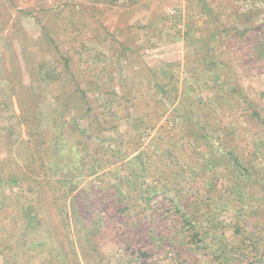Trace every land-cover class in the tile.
I'll return each instance as SVG.
<instances>
[{"label":"trees","instance_id":"obj_1","mask_svg":"<svg viewBox=\"0 0 264 264\" xmlns=\"http://www.w3.org/2000/svg\"><path fill=\"white\" fill-rule=\"evenodd\" d=\"M98 1L111 5L121 1L131 7L127 13L136 7L149 6L148 1L142 0ZM215 1L219 0H187L189 8H201L207 25H185L183 65L186 75L181 82L168 80L164 76L165 68L161 72L140 64L133 68L134 83L127 78L119 81L117 93L105 88L92 76L89 66L82 65L70 54L69 48L65 49L86 29L85 22L75 13L78 4L64 0L54 10L37 4L18 8L17 15L10 21L0 2V187L27 185L34 195L32 210L42 223L40 229L47 235L42 244H35L27 232L19 233L18 226L10 227L7 234L0 236V264H81L76 247L81 252L91 251L101 256L98 244L105 232L123 247L124 253L140 260L152 257L162 264H228L231 256L227 259L218 254L214 242L209 244L206 240L209 231L219 227L212 217L214 211L209 208L210 199L203 201L204 221L199 209L187 204L181 209L170 197L152 204L151 192L139 195L115 179L104 183L107 174L115 178L116 174L128 170L129 165H118L115 161L133 155L139 173L165 179V185L170 186L168 171L171 168L167 157L190 166V155L209 152L204 149V145L210 149L213 144L205 128L208 120L200 113L192 114L200 108L195 83L220 80L226 74L214 41L226 39L229 30L226 23H215L220 22V14L225 11L222 4L228 3L219 1L215 10L211 6ZM252 9L251 17L261 12L257 5ZM233 13L236 10L228 11L230 20ZM242 14L248 22L247 14ZM23 16L33 19L36 34L29 33L22 25ZM236 23L234 21L232 27L237 38L251 29L244 25L238 30ZM74 28L76 34H73ZM225 41L227 43L228 39ZM262 45L260 37H253L245 57L249 56V61L264 58ZM171 85L174 87L168 90ZM222 89L215 92L219 106L230 99L245 97L241 92L236 96H228L227 92L224 96ZM167 103L172 104L181 122L159 125L153 141L141 147L137 132L141 128L156 127L168 111ZM85 134H89L91 144H86ZM183 138L186 150L180 145ZM220 156L227 159L235 171L246 173L245 180L231 188L232 194H236V205L244 206V196H252L246 190L250 170L240 164L233 152ZM222 158L219 159L223 164ZM210 160V164L216 166L218 159ZM96 174L97 184L82 185L85 179ZM73 187L79 190L71 194ZM123 193L129 202L118 200L121 197L125 201ZM151 205L154 209L148 212ZM91 208L101 210L103 223L95 219ZM69 214L78 231L77 243L70 237ZM128 215H134L133 220L137 218L133 228H128ZM246 215L245 212L236 214L238 222L233 236L240 235L239 223H246ZM250 224L257 233H252V241L246 243V239H242L232 246V264H264V233L253 216ZM174 228L183 235L179 240L173 236ZM36 235L35 239L41 238L40 234ZM39 253L43 254V259H35Z\"/></svg>","mask_w":264,"mask_h":264},{"label":"rangeland","instance_id":"obj_2","mask_svg":"<svg viewBox=\"0 0 264 264\" xmlns=\"http://www.w3.org/2000/svg\"><path fill=\"white\" fill-rule=\"evenodd\" d=\"M63 1L0 0L10 21L17 15L18 8L37 4L38 7L54 10ZM72 1L78 4V11L75 13L81 18V22H85L86 29L81 36H78V39L71 40L70 45L67 44L65 49L69 48L70 54L82 65L89 66L92 76L104 84L105 88L115 90L116 93L119 92L116 85L119 81L127 78L134 83L133 68L140 64L157 68L161 72H164L162 68H165L164 76L168 80L181 82L186 75L183 65L185 25L190 23L193 27L207 25V22L205 23L202 19L201 8L197 6L189 8L187 0H142L149 2L148 8L136 7L137 9L129 13L127 12L131 7L122 4L121 1L112 5L98 0ZM219 1L211 5L212 9L218 8ZM225 1L228 3L222 4L225 11L220 14V22L215 24L226 23L229 30L225 38L228 41L226 43V39H218L214 43L219 56L218 60L224 64L226 74L220 80L216 78L195 83L200 108L192 114L197 116L200 113V116L207 118L205 128L208 140L213 143V147L208 149L204 145V149L209 152L190 155V166L182 160L177 161L174 157H167L168 166L171 168V171H168L170 186L165 185V179L162 181L143 172L139 173V168L136 169L135 164L137 161L132 159L133 155L115 161L118 165L122 163L129 165L128 170L116 174L115 178L107 174L104 177V183H110L115 179L120 180L124 188L137 191L139 195L151 192L152 204H158L157 201L167 200L170 197L181 209L185 204L193 209H199L201 220L204 221L206 215L202 214L205 210L203 201L210 199L209 208L214 211L212 217L216 219L219 227L210 230L206 240L209 244H211L210 241L214 242L213 245L218 254L226 256L227 259L231 256L232 259L231 254L234 252L232 246L242 239H246V243L252 241L254 239L252 233H257L250 224L252 216L258 221V227L264 233V58H254L249 61V56L245 57V52L255 36L260 37L264 48V0ZM254 5L259 6L261 12L251 17L249 14L253 11ZM232 10H236V13L232 14L233 18L230 20L228 11L232 12ZM242 13L247 14L248 22H245L246 17ZM227 18L229 21H226ZM21 21L29 33H37V26L32 18L23 16ZM234 21L238 22L236 23L238 30H242L244 25L251 29H247L241 37L237 38L232 27ZM244 22L245 24H242ZM73 30V34H76L77 29ZM125 44L128 45L124 47ZM121 48H124V51H121ZM121 54L123 55L120 57ZM172 87L174 86H168L167 89L172 90ZM220 88H223L224 96L228 93V96H236L241 92L245 99L242 97L236 100L230 99L228 103L225 102L219 106L215 92H218ZM167 106L168 111L160 118L156 127L148 130L141 128L137 132L136 139L139 140L141 147L153 141L158 133L159 125L165 122L169 125L175 121L178 124L181 122V117L173 111L172 104L167 103ZM84 136L86 144H91L89 134ZM185 141L186 139L183 138L180 142L184 150L187 148ZM110 147L112 148L113 145ZM229 152L236 154L240 164L247 167L251 173L246 190L247 194L252 196L247 198L244 196L246 199L244 206L236 205L234 200L236 194H232L231 188L238 182H243L246 173L235 171L229 161L220 156ZM86 155L85 152L84 156ZM209 156L214 160L218 159L216 166L210 164ZM219 158L224 159L223 164ZM97 175L88 177L82 185L90 187L91 182L97 184ZM77 190H79L78 187L70 188L71 194ZM139 195H136L137 203H140ZM122 197L126 198L125 201L121 197H118V200L123 203L129 202L124 193ZM33 198V192L27 189L25 183L12 187H0V221L2 223L0 236L7 234V230H11L10 227L18 226L19 233L27 232L28 238L34 239L35 244L43 243L47 235L40 229L42 223L32 210ZM153 206L148 207V212L154 209ZM100 211V209L96 211L92 209L95 219L103 223L104 218ZM241 212L247 214L246 223L240 221L239 226H242L240 235L233 236L234 226L238 222L235 216ZM69 215L70 237L74 243H77L78 231L74 228V219L71 214ZM134 215H128L127 219L130 220L128 228H133L135 225L137 218L133 220ZM172 233L178 240L183 237L178 228H174ZM36 234H40L41 238L35 239ZM104 234L98 244L101 256H95L91 251L81 252L79 247H76L81 264H162L160 260H154L152 257L140 260L135 255L124 253L123 247L115 242L113 236L106 232ZM42 255V253L37 254L35 259H43ZM44 255L47 257L46 253ZM231 259L228 264H232Z\"/></svg>","mask_w":264,"mask_h":264}]
</instances>
